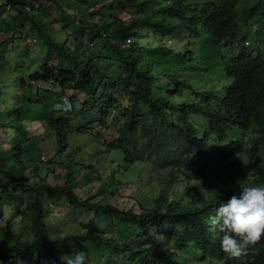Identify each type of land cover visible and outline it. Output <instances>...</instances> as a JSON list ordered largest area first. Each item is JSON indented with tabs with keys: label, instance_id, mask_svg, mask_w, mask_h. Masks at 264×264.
I'll return each mask as SVG.
<instances>
[{
	"label": "trees",
	"instance_id": "1",
	"mask_svg": "<svg viewBox=\"0 0 264 264\" xmlns=\"http://www.w3.org/2000/svg\"><path fill=\"white\" fill-rule=\"evenodd\" d=\"M2 1L0 21L1 13L12 14L44 60L31 71L16 63L7 82L0 79V117H6L0 121V215L3 203L17 205L20 215L19 237L0 250V263L33 257L37 264H62L61 255L91 245L114 258L97 260V254L86 264H264V235L230 257L209 222L218 203L246 180L264 181V0H110L91 12L89 0H49L65 20L78 16L70 29L82 54L66 50L71 38H55L56 20L41 0ZM114 8L135 15L111 30ZM144 32L171 44L142 46ZM120 37L123 46L114 41ZM97 41L103 50L93 47ZM9 44L2 42L1 50ZM5 57L0 54L10 69ZM36 119L41 137L26 125ZM79 136L102 141L115 154L105 161L110 175L102 178L95 166L64 154ZM38 138L46 140L40 156L51 155L46 164L27 153ZM56 154L58 163L50 162ZM54 169L64 172L61 184L47 181ZM137 169L164 174L157 187L143 174L135 181L134 192L159 191L150 209L125 195ZM94 181L98 188L76 192ZM61 203L87 219L79 220L77 235L53 233L57 220L47 230L51 208ZM100 219L127 226V236L99 233Z\"/></svg>",
	"mask_w": 264,
	"mask_h": 264
},
{
	"label": "rangeland",
	"instance_id": "2",
	"mask_svg": "<svg viewBox=\"0 0 264 264\" xmlns=\"http://www.w3.org/2000/svg\"><path fill=\"white\" fill-rule=\"evenodd\" d=\"M96 1L89 0V4H91L93 7H91L90 11L88 12H91L92 10H96L104 2H108L110 0H98L99 2L97 5H96L97 3ZM38 5H45L48 8V12L50 14L48 15L50 16V18H54V20H56V22L52 23L51 25V29L54 31L55 38L61 41L67 40L68 37L69 39L71 38L72 41L71 40L68 42L66 41V44H67L65 46L66 50L74 52V54H77L78 52H81L82 54L83 51H81L79 48H76L77 41L74 42V40L77 39V36L70 29L71 28L70 25L72 24V21H77L78 16H74L75 19H72V20H65L66 18L64 19V14L60 13L56 9L55 4L52 2L50 3L49 0H41L38 3ZM64 10H65V13L68 12L67 9L64 8ZM70 13L71 12L69 11L68 14ZM134 15H135L134 12L131 10H121V9L114 8L111 11V17H110L111 28L110 29L112 30L113 28H117L119 25L118 23L120 21L128 23L129 19ZM1 18L2 20L0 21V44L4 42L5 40L11 39V44H9V46L4 51L1 50L2 47H0V54H3L6 56L5 61L7 62L8 67L10 68L8 69L5 65V62L2 61V59H0V79L5 76V83H6L10 75V70L14 67L16 63H19V64L21 63L23 65L24 70L26 69L27 71H31L35 68L38 62H42V60H44V57H43L44 52L40 47H38L35 43H33L32 40L24 38L26 36V30L20 25L19 21L12 14L1 13ZM92 20L96 21L98 20V17H95V18L93 17ZM127 37L130 38L129 42L130 41L132 42V35L129 34V36ZM139 37L140 38L138 39L137 42L140 45L146 46L149 48H157V47H162V46L166 47L167 45L171 44V41L168 39H164L160 41L159 37L157 36L152 37L150 32H144L142 36H139ZM78 40H81V38ZM174 40H175L174 44H177V40L176 39ZM114 41L118 46H123V41L121 37L119 39H114ZM85 44L90 48V50H92V47L90 44H87V43ZM125 44L129 45V43H125ZM92 45L93 47L95 46V49L98 51L103 50L102 48L104 45L98 41L95 43H92ZM194 49L196 50V47H194ZM164 50L166 53L167 52L166 49ZM180 50L182 53L185 51V49L183 48H180ZM178 51L179 50L175 49L174 54L177 53ZM92 53H94V51H92ZM147 56L149 57V53ZM202 70H204V68ZM211 74L212 73H210L209 75L211 76ZM210 84H206L205 82L202 81V86H205V85L209 86ZM14 90L17 91V89L15 88ZM48 90H51V89H48ZM6 93L8 94L7 98L9 102H11V104L13 105V102L17 99L12 98V96H14L13 90H12V84L8 85V89H6ZM15 96L17 97V94ZM76 97H78V95H76ZM51 99H53V97H51ZM0 108H1V105H0ZM33 115L34 117H37L38 112L35 111ZM5 118L6 117L1 116L0 121L1 122L5 121ZM34 122L35 123H26V125L31 129V131L33 132L35 136L37 137L43 136L41 135L43 133V130H42L43 127L42 128L40 127V122H38L37 119ZM111 135H112V132H109L108 136H111ZM3 144L4 146H7L8 144H10L9 136L5 138ZM72 144H75V145L71 149L68 147L64 153L65 155L71 154L72 156H74L73 160L76 163H78L80 166H86L88 168L90 167L94 168L95 166L97 169V175H101L102 178H104L106 175H110L111 172L106 171L104 169L105 161L107 158H110L111 156L113 157V155L115 154L113 152L111 153L108 150H104V144L102 143V141L98 142L94 138L88 139L86 136H79L76 138V141L75 140L72 141ZM44 145H46V140L44 139L43 141L40 142L38 138V139L32 140L31 144L27 146V153L33 154V155L35 154L36 157L34 156L32 159H34V161L39 164L40 162L42 164H46L49 161H45V159L51 157V155H49V157H46L45 154H44V157H42V155L40 156L39 149L42 147L44 149L45 148ZM76 145L79 146V150L75 152L74 148H76ZM59 160H60V157L56 154L55 157L50 162L58 163ZM110 166H114V165L111 163ZM42 168H43L42 173H44V167ZM54 170H55V173H53L52 175H49L47 178V181L52 182V183L61 184L62 175L64 172L62 170H56V169ZM87 171L88 170L85 168L84 170H82V172H80V175L83 176V174L86 173ZM119 174L121 173H118L115 176L119 177ZM142 174L143 172L137 169L135 174H129L131 176L128 175L129 177L128 179L132 184L130 185V182H129L130 188H128L129 191L125 192V195L129 196L128 201L130 202H132V200L138 201L141 207L145 209H150L152 208V203H151L150 198H153L154 195L158 193L159 191L158 190L155 191L152 196L147 193L146 189L145 190L143 189L140 192L141 194L134 192L133 191L134 185H136L135 181L137 178H140ZM143 175L144 177L146 176L147 180H151L152 185L155 184L156 186L159 182L157 181L155 183V180H160L164 174L159 172V173H154L152 175H147V174H143ZM29 176L30 175H28V177ZM0 182H1V179H0ZM98 187H99V182L94 181V183L92 184H87L83 182L81 185H79L78 190H76V192L80 191L81 188L94 190ZM141 188L143 187L141 186ZM123 198H127V197H122V200ZM1 210H2V213L0 215V250L7 244H10V242L14 239V237H19V233H20L19 231L20 230L19 207H17V205H12L11 203H6V204L3 203V207ZM45 210H47V207H45ZM79 220L81 222L87 223V219L82 214L75 212L74 210L69 208V206L61 203L60 205L53 206L51 208L50 215L47 221L48 225L46 226L48 230L50 227H52V225L56 221L57 227L55 228V231L53 233L59 234V236H65L71 233H75L77 235L76 228L79 226V223H80ZM98 226H99V229L97 231L101 234H106V235L111 234L117 237H121V236L125 237L128 234L127 226L115 224L113 222L110 223L107 219H100V221L98 222ZM52 230H54V228H52ZM67 248L68 247L66 246L64 247V249H67ZM74 250L75 249H72L70 252H73ZM171 250L175 252L174 248H172ZM79 251H84L88 258H94V256L98 254V256L101 258H98L97 260H101L102 256H109V258H114V254L105 247H94L90 245V246H86L85 249L79 250ZM34 262L35 264H37V261H35L33 257H29L25 261L20 262L18 264H34Z\"/></svg>",
	"mask_w": 264,
	"mask_h": 264
},
{
	"label": "clouds",
	"instance_id": "3",
	"mask_svg": "<svg viewBox=\"0 0 264 264\" xmlns=\"http://www.w3.org/2000/svg\"><path fill=\"white\" fill-rule=\"evenodd\" d=\"M244 46L248 47L246 43ZM224 178L227 180L226 174ZM223 200L213 209L209 222L221 233V251L239 258L264 235V181L260 178L246 180ZM59 259L62 264H86L87 255L84 251H73Z\"/></svg>",
	"mask_w": 264,
	"mask_h": 264
},
{
	"label": "built area",
	"instance_id": "4",
	"mask_svg": "<svg viewBox=\"0 0 264 264\" xmlns=\"http://www.w3.org/2000/svg\"><path fill=\"white\" fill-rule=\"evenodd\" d=\"M1 4H3V1H2V0H0V5H1ZM7 8H9V7H7Z\"/></svg>",
	"mask_w": 264,
	"mask_h": 264
}]
</instances>
